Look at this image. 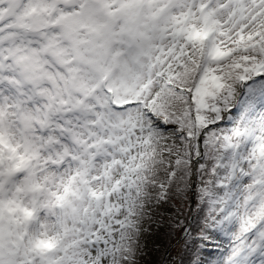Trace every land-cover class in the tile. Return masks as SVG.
Masks as SVG:
<instances>
[{
    "label": "snow or ice",
    "instance_id": "1",
    "mask_svg": "<svg viewBox=\"0 0 264 264\" xmlns=\"http://www.w3.org/2000/svg\"><path fill=\"white\" fill-rule=\"evenodd\" d=\"M0 264H264V0H0Z\"/></svg>",
    "mask_w": 264,
    "mask_h": 264
}]
</instances>
